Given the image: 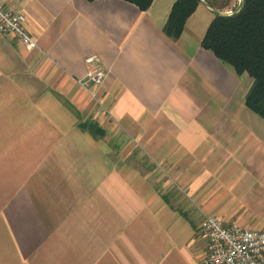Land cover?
Returning <instances> with one entry per match:
<instances>
[{"label": "crops", "instance_id": "crops-1", "mask_svg": "<svg viewBox=\"0 0 264 264\" xmlns=\"http://www.w3.org/2000/svg\"><path fill=\"white\" fill-rule=\"evenodd\" d=\"M2 1L37 47L0 32V264H203L204 215L264 230V119L201 47L212 8L172 40L175 0Z\"/></svg>", "mask_w": 264, "mask_h": 264}, {"label": "trees", "instance_id": "trees-1", "mask_svg": "<svg viewBox=\"0 0 264 264\" xmlns=\"http://www.w3.org/2000/svg\"><path fill=\"white\" fill-rule=\"evenodd\" d=\"M122 1L134 5L139 11H146L154 0ZM232 1L175 0L163 33L172 40L178 39L187 19L201 2L222 12ZM237 9L230 15L215 13L201 40V47L230 67L237 76L245 74L251 79L245 106L264 119V0H241ZM77 126L95 138L105 136V131L92 120L79 122Z\"/></svg>", "mask_w": 264, "mask_h": 264}, {"label": "built area", "instance_id": "built-area-1", "mask_svg": "<svg viewBox=\"0 0 264 264\" xmlns=\"http://www.w3.org/2000/svg\"><path fill=\"white\" fill-rule=\"evenodd\" d=\"M241 3V0H238ZM226 13H232L228 11ZM26 17L20 10L8 8L0 0V32L15 37L27 51L37 47L36 40L24 28ZM96 54L85 58L87 70L79 83L100 85L105 70L97 63ZM200 231L206 240L203 264H264V230H251L237 225H225L212 215H204Z\"/></svg>", "mask_w": 264, "mask_h": 264}, {"label": "rangeland", "instance_id": "rangeland-1", "mask_svg": "<svg viewBox=\"0 0 264 264\" xmlns=\"http://www.w3.org/2000/svg\"><path fill=\"white\" fill-rule=\"evenodd\" d=\"M247 79V82L251 81V79L249 77L246 78ZM257 117V116H256ZM260 119V118H259ZM264 121V120H262Z\"/></svg>", "mask_w": 264, "mask_h": 264}, {"label": "water", "instance_id": "water-1", "mask_svg": "<svg viewBox=\"0 0 264 264\" xmlns=\"http://www.w3.org/2000/svg\"><path fill=\"white\" fill-rule=\"evenodd\" d=\"M238 10V9H237ZM215 11V10H214ZM215 13H221V12H217V11H215ZM233 13V12H232ZM232 13H225V14H228V15H230V14H232Z\"/></svg>", "mask_w": 264, "mask_h": 264}]
</instances>
